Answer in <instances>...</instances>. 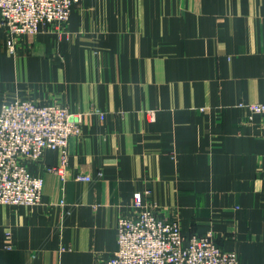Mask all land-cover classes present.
Segmentation results:
<instances>
[{"label":"crops","instance_id":"obj_1","mask_svg":"<svg viewBox=\"0 0 264 264\" xmlns=\"http://www.w3.org/2000/svg\"><path fill=\"white\" fill-rule=\"evenodd\" d=\"M16 97L80 114L81 132L64 180L58 150L28 164L38 204L0 205V264L108 258L145 189L184 235L264 264V130L237 106L264 101V0H79L14 54L0 24V105Z\"/></svg>","mask_w":264,"mask_h":264},{"label":"built area","instance_id":"obj_2","mask_svg":"<svg viewBox=\"0 0 264 264\" xmlns=\"http://www.w3.org/2000/svg\"><path fill=\"white\" fill-rule=\"evenodd\" d=\"M79 0H0V24L6 31V47L16 53L19 37L42 28L61 27ZM248 119L258 115L264 130V101L240 102ZM81 132L80 114L56 103L40 104L13 98L0 105V205H36L41 200L42 177L28 164L45 150L60 151L61 160L47 170L66 176V147ZM76 180L89 181L78 173ZM149 189L135 192L129 215L116 220V250L96 264H239L237 253L221 248L210 232L186 236L177 218L168 219L148 200Z\"/></svg>","mask_w":264,"mask_h":264},{"label":"rangeland","instance_id":"obj_3","mask_svg":"<svg viewBox=\"0 0 264 264\" xmlns=\"http://www.w3.org/2000/svg\"><path fill=\"white\" fill-rule=\"evenodd\" d=\"M6 37H7V36H6ZM21 37H22V36H21ZM21 37H19V39H20ZM17 43H18V40H17ZM17 43H16V44H17ZM74 113H75V112H74ZM53 166H56V165H53ZM50 167H52V166H50ZM66 168H67V166H66ZM65 178H66V176H65ZM65 178H64V179H65ZM64 179H63V180H64ZM61 180H62V179H61ZM60 203H63L62 200L60 201Z\"/></svg>","mask_w":264,"mask_h":264}]
</instances>
